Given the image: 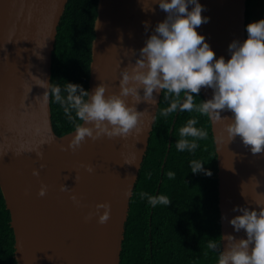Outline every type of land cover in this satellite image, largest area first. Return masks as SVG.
I'll return each instance as SVG.
<instances>
[{
    "label": "water",
    "instance_id": "1",
    "mask_svg": "<svg viewBox=\"0 0 264 264\" xmlns=\"http://www.w3.org/2000/svg\"><path fill=\"white\" fill-rule=\"evenodd\" d=\"M66 3L0 0V191L9 210L13 256L17 264H119L129 201L162 93L156 94L157 104L136 105L145 110L138 131L123 138H86L78 148H67L74 129L61 135L54 131L50 95H43L45 89L35 77L51 80L57 26ZM200 3L205 6L202 15L209 19L197 31L217 56L227 59L228 43L246 36V0ZM165 15L153 0H97L88 90L103 82L108 91H118L121 68L134 62L138 51L133 50ZM200 92L204 99L211 95L210 88ZM210 128L220 236L232 233L239 238L243 230L234 232L228 218L238 214L234 205L256 207L253 199L264 201V153H251L239 137L217 142L221 122L210 121ZM36 168L39 175L32 174ZM41 183L47 186L43 196L37 194ZM63 184L68 187L62 191ZM73 193L78 205L70 199ZM100 201L110 203L105 223L97 222L95 206ZM225 243L221 239V248Z\"/></svg>",
    "mask_w": 264,
    "mask_h": 264
},
{
    "label": "clouds",
    "instance_id": "2",
    "mask_svg": "<svg viewBox=\"0 0 264 264\" xmlns=\"http://www.w3.org/2000/svg\"><path fill=\"white\" fill-rule=\"evenodd\" d=\"M153 2L166 15L157 21L143 45L133 50L138 51L134 62L121 68L118 91H108L103 82L90 91L80 83L65 81L61 86L35 76L37 84L45 89L43 95H50L73 125L67 148H78L86 138H123L134 129L138 131L145 110H138L136 105L141 101L157 104L156 94L163 93L168 103L159 109L161 116L177 112L205 116L222 123L223 131L215 137L217 142L226 139L228 143L239 137L251 153H264V17L249 21L245 25L247 35L228 43L226 59L224 55L217 56L204 34L197 31L209 19L202 15L205 6L200 0ZM202 87L210 88L211 95L197 101ZM128 97L132 102H127ZM222 112H229L230 116ZM208 135L207 128L198 126V116L192 115L179 127L175 146L179 151L194 152L198 142ZM189 163L191 172L211 175L203 161L192 159ZM83 167L93 171L91 164ZM32 174L39 175L38 169H33ZM167 175L173 178L175 173L170 170ZM67 187L63 184L61 190ZM46 189L41 183L37 194L43 196ZM139 195L153 207L171 203L166 194ZM70 199L79 204L74 193ZM253 201L256 207L234 205L233 211L238 214L228 218L233 231L243 230V236L236 238L227 233L219 239L206 240L207 248L216 252V264H264V201ZM95 210L97 222L105 223L110 216V203L97 202ZM221 239L226 241L223 248Z\"/></svg>",
    "mask_w": 264,
    "mask_h": 264
},
{
    "label": "trees",
    "instance_id": "3",
    "mask_svg": "<svg viewBox=\"0 0 264 264\" xmlns=\"http://www.w3.org/2000/svg\"><path fill=\"white\" fill-rule=\"evenodd\" d=\"M96 3L97 0H67L52 52V83L63 86L65 81H70L88 89ZM252 3L253 0H246L245 25L252 16ZM196 99H204L201 92ZM167 103L162 93L129 201L119 264H216V252L206 245L208 238L220 236L217 162L210 120L189 112L161 116L159 109ZM50 107L54 131L61 135L73 130L72 123L51 96ZM192 115L198 116V126L207 128L209 135L198 142L194 152L179 151L175 146L178 129ZM192 159L203 161L211 175L191 172ZM170 170L175 173L173 178L167 175ZM140 192L166 194L171 203L153 207L146 197H140ZM9 220V210L0 191V264H17Z\"/></svg>",
    "mask_w": 264,
    "mask_h": 264
},
{
    "label": "rangeland",
    "instance_id": "4",
    "mask_svg": "<svg viewBox=\"0 0 264 264\" xmlns=\"http://www.w3.org/2000/svg\"><path fill=\"white\" fill-rule=\"evenodd\" d=\"M250 10L252 13L250 21L264 17V0H253Z\"/></svg>",
    "mask_w": 264,
    "mask_h": 264
}]
</instances>
